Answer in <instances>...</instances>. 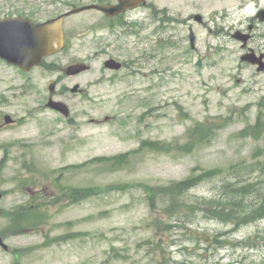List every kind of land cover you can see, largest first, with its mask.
<instances>
[{
  "label": "rangeland",
  "instance_id": "rangeland-1",
  "mask_svg": "<svg viewBox=\"0 0 264 264\" xmlns=\"http://www.w3.org/2000/svg\"><path fill=\"white\" fill-rule=\"evenodd\" d=\"M31 1L37 22L98 3ZM21 3L0 0V16L22 13ZM261 10L264 0H147L146 26L115 30L90 10L67 17L65 49L32 78L0 61V126L6 115L16 121L0 128V237L9 247L0 264H264V219L238 227L194 209L236 183L229 171L263 162L253 154L264 140L239 136L264 101V72L241 62L264 53ZM252 26L244 51L232 36ZM110 58L126 67L105 69ZM74 63L91 67L74 77L60 70ZM54 83L68 118L47 108ZM213 121L224 126L192 153L159 150ZM144 141L159 149H141ZM124 154H132L127 164L95 161ZM209 170L221 174L176 204L158 197L151 206L150 188ZM250 174L245 182L262 179Z\"/></svg>",
  "mask_w": 264,
  "mask_h": 264
},
{
  "label": "trees",
  "instance_id": "trees-1",
  "mask_svg": "<svg viewBox=\"0 0 264 264\" xmlns=\"http://www.w3.org/2000/svg\"><path fill=\"white\" fill-rule=\"evenodd\" d=\"M101 4L103 0H98ZM224 126V122L213 121L210 123H199L193 128H190L187 132V142L179 147H172L171 145H164L162 148H158L157 143L144 141L141 144V149L149 148L150 150L159 149L169 154L173 150H180L181 152L188 154L192 153L198 147L205 145L213 139L219 129ZM242 138H251L256 141L264 140V101L259 104V112L254 124L248 125L243 131L239 133ZM132 154H124L114 158H102L95 161L100 162H112L113 164L122 165L129 162V158ZM255 160L263 157V162L252 163L245 165L237 170L229 171L230 176L235 177L236 183H228L223 187L222 195L216 199V201H203L198 202L196 210L205 212L207 217L225 223L234 224L236 226H243L248 223L255 222L257 220L264 219V148L257 150ZM259 172L262 179L256 182H245L243 178L250 176V173ZM196 172L193 170L192 174ZM221 171L209 170L202 173L201 176H191L189 179L173 183L169 187H163L160 189L150 188L147 192L151 206H154L156 198L161 197L164 199L172 200L173 204L179 202V199L189 191L196 188L204 180L216 177L220 175ZM257 194L258 200L255 203H247L246 200L251 195ZM249 204V205H248ZM170 210H175L170 208ZM177 216V215H176ZM201 240L202 237H195ZM203 239V238H202ZM206 243H213L216 237L210 240L204 239Z\"/></svg>",
  "mask_w": 264,
  "mask_h": 264
},
{
  "label": "water",
  "instance_id": "water-1",
  "mask_svg": "<svg viewBox=\"0 0 264 264\" xmlns=\"http://www.w3.org/2000/svg\"><path fill=\"white\" fill-rule=\"evenodd\" d=\"M145 2L146 0H117L116 4L111 5L93 4L73 9L66 14L43 23H33L23 17L0 20V59L10 65L19 67L25 72L30 71L32 68L39 66L45 58L58 54L64 48V23L67 17L90 10H97L108 17H115ZM195 19L199 23L203 22L201 16H196ZM257 19L260 23H264V10L257 14ZM252 29L253 27L250 28V30ZM233 38L242 42L243 47H246L251 36L237 32L233 35ZM190 42L192 47H194L195 35L193 32L190 35ZM250 52L244 55L241 61L257 66V71L260 73L264 72V54L258 57L252 51ZM105 66L107 69L115 71L122 69V64L114 59L106 61ZM89 70L90 66L86 64H76L69 66L66 74L68 76H77ZM54 89L55 85L53 84L50 86V90L53 92ZM77 89L78 87L74 89V92ZM48 108L59 112L65 118L70 116V110L63 102L51 99L48 103ZM5 122L10 124L12 117L6 116ZM2 198L3 194L0 193V204ZM0 248L5 251L9 250L2 237H0Z\"/></svg>",
  "mask_w": 264,
  "mask_h": 264
},
{
  "label": "flooded vegetation",
  "instance_id": "flooded-vegetation-1",
  "mask_svg": "<svg viewBox=\"0 0 264 264\" xmlns=\"http://www.w3.org/2000/svg\"><path fill=\"white\" fill-rule=\"evenodd\" d=\"M29 3V4H28ZM117 3V0H113V2H107V3H102V4H100L99 2H98V4H100V5H111V4H116ZM22 4V6H21V10H24L22 13H18V14H15V15H10L9 13L8 14H5L4 16H0V20H2V19H8V18H20V17H24V18H26V19H28V20H30V21H32V22H34V23H37V21H36V19H35V17H34V15L31 13V9L33 10L34 8L32 7L33 6V4H35V3H32V1L30 0H23V3H21ZM147 7V0H146V2L144 3V4H141L140 6H138V7H136V8H132V9H129V10H127L126 12H124V13H122V14H120V15H117V16H115V17H108V16H106L105 14H103L102 12H99V13H101L102 15H103V18L105 19V21H106V23H107V26L109 27V28H113L114 30L116 29V28H119V29H121V28H132V27H144V26H146L147 24V20H148V14H144V13H142L141 12V10L142 9H144V8H146ZM28 9V10H27ZM159 13V12H158ZM253 27V29L252 30H250V28H249V32L250 33H243L242 31H241V33L242 34H244V35H250L251 36V39L249 40V42L253 39V30L254 29H257L258 27H254V26H252ZM65 31V30H64ZM249 42H248V44H249ZM65 45H66V34H65ZM244 45H242V49H244V51H250L251 50V48H249L248 46H246V47H243ZM65 49V48H64ZM253 50V49H252ZM264 54V53H263ZM258 55L259 56H261L262 55V53H258ZM47 59H49V58H47ZM46 59V60H47ZM111 59H113V58H110V59H107L106 61H108V60H111ZM46 60H44L43 62H42V64L39 66V67H42V65H44L45 66V61ZM114 60H116V59H114ZM0 61L1 62H3V63H5L6 64V62H4L3 60H1L0 59ZM106 61H105V63H106ZM117 61V60H116ZM117 62H119V63H121L122 64V69L121 70H123L125 67H126V64L125 63H122V62H120V61H117ZM76 64H85V63H74V64H72V65H76ZM8 67H11V68H14V69H16L21 75H23V76H27V75H30L31 76V78H32V75H31V73L33 72V70L35 69H32V70H30L29 72H24V71H22L20 68H18V67H16V66H11V65H9V64H6ZM69 66H71V65H69ZM104 66H105V64H104ZM91 67V66H90ZM68 68V67H67ZM67 68L66 69H61L60 68V70H63V73H65L66 74V71H67ZM105 69H107L106 68V66H105ZM107 70H109V71H112V72H119V71H121V70H119V71H115V70H111V69H107ZM67 75V74H66ZM81 75V74H80ZM68 76V75H67ZM70 77V76H69ZM72 77H74V76H72ZM54 85H55V88H56V86L58 85V83H54ZM31 87V86H30ZM76 88V87H75ZM75 88H73L72 89V93H79V94H83L85 91L83 90V89H81L80 87H78V89H77V91L76 92H74V89ZM49 90H50V87H49ZM50 92H51V96L49 97V100H48V103L50 102V100L51 99H53V100H55L54 99V97H55V95H54V93H55V89H54V91L52 92L51 90H50ZM58 102H64V101H62V100H57ZM48 103H47V108H48ZM65 103V102H64ZM50 109V108H49ZM51 111H53L52 109H51ZM53 112H55V113H59V112H57V111H53ZM6 116H8V115H6ZM5 116V117H6ZM13 124H16V121L12 118V122L10 123V124H7L6 122H5V118H4V124H2L1 126H0V128H3V127H7L8 125H13Z\"/></svg>",
  "mask_w": 264,
  "mask_h": 264
}]
</instances>
